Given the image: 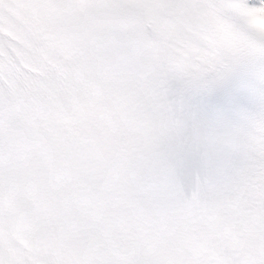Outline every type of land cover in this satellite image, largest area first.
<instances>
[{"label": "snow or ice", "instance_id": "6c2138e0", "mask_svg": "<svg viewBox=\"0 0 264 264\" xmlns=\"http://www.w3.org/2000/svg\"><path fill=\"white\" fill-rule=\"evenodd\" d=\"M0 264H264V0H0Z\"/></svg>", "mask_w": 264, "mask_h": 264}]
</instances>
